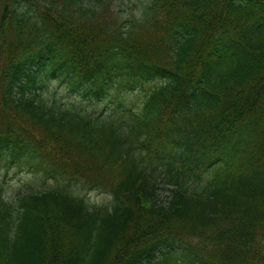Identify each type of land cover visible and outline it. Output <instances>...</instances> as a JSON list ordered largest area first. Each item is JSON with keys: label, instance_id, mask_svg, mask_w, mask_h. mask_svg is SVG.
Listing matches in <instances>:
<instances>
[{"label": "trees", "instance_id": "16d2710c", "mask_svg": "<svg viewBox=\"0 0 264 264\" xmlns=\"http://www.w3.org/2000/svg\"><path fill=\"white\" fill-rule=\"evenodd\" d=\"M15 163L0 264H264V0H0Z\"/></svg>", "mask_w": 264, "mask_h": 264}, {"label": "rangeland", "instance_id": "374dc122", "mask_svg": "<svg viewBox=\"0 0 264 264\" xmlns=\"http://www.w3.org/2000/svg\"><path fill=\"white\" fill-rule=\"evenodd\" d=\"M52 181L48 179L47 183L42 186V181L32 176L28 169L19 168L16 164L0 166V194L5 197L15 196L18 190L33 186V189L49 188L47 185ZM161 196L165 197L166 190H161ZM91 202L101 205L111 201L107 194L94 192L89 195Z\"/></svg>", "mask_w": 264, "mask_h": 264}]
</instances>
